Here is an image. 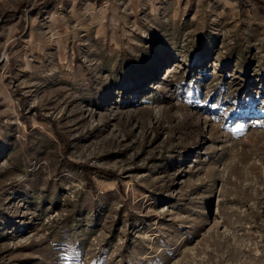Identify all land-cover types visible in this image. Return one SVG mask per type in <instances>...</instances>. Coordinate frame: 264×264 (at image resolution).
<instances>
[{
    "label": "rangeland",
    "instance_id": "obj_1",
    "mask_svg": "<svg viewBox=\"0 0 264 264\" xmlns=\"http://www.w3.org/2000/svg\"><path fill=\"white\" fill-rule=\"evenodd\" d=\"M0 264H264V0H0Z\"/></svg>",
    "mask_w": 264,
    "mask_h": 264
}]
</instances>
